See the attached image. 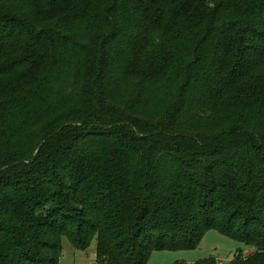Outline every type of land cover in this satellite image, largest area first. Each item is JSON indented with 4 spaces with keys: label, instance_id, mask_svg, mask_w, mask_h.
Segmentation results:
<instances>
[{
    "label": "trees",
    "instance_id": "trees-1",
    "mask_svg": "<svg viewBox=\"0 0 264 264\" xmlns=\"http://www.w3.org/2000/svg\"><path fill=\"white\" fill-rule=\"evenodd\" d=\"M210 230L264 264V0H0V264Z\"/></svg>",
    "mask_w": 264,
    "mask_h": 264
},
{
    "label": "rangeland",
    "instance_id": "rangeland-1",
    "mask_svg": "<svg viewBox=\"0 0 264 264\" xmlns=\"http://www.w3.org/2000/svg\"><path fill=\"white\" fill-rule=\"evenodd\" d=\"M152 100L147 109L153 115L161 110V99L167 94L165 88L155 89ZM243 257L253 253V249L244 244L224 236L217 230L208 231L202 238L200 245L195 249L160 250L154 251L147 264H174L177 262L196 263L200 260L213 257L217 262L231 264L238 251ZM96 241H93L87 252L76 249L69 240H64V252L61 264H95L97 256Z\"/></svg>",
    "mask_w": 264,
    "mask_h": 264
},
{
    "label": "built area",
    "instance_id": "built-area-1",
    "mask_svg": "<svg viewBox=\"0 0 264 264\" xmlns=\"http://www.w3.org/2000/svg\"><path fill=\"white\" fill-rule=\"evenodd\" d=\"M218 264H223L222 262H218Z\"/></svg>",
    "mask_w": 264,
    "mask_h": 264
}]
</instances>
